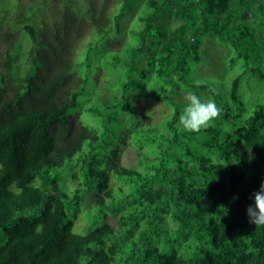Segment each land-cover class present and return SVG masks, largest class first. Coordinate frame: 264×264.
Wrapping results in <instances>:
<instances>
[{
    "label": "trees",
    "instance_id": "1",
    "mask_svg": "<svg viewBox=\"0 0 264 264\" xmlns=\"http://www.w3.org/2000/svg\"><path fill=\"white\" fill-rule=\"evenodd\" d=\"M79 1L63 0L46 31L21 8L0 23V264H264V225L247 215L264 182V0ZM140 2L135 43L105 59L123 76L86 104L99 124L82 123L75 51L85 33L120 35ZM18 27L31 43L21 69L9 48ZM204 41L229 48V82L190 78ZM146 88L168 108L156 124L136 106ZM184 91L213 99L220 117L183 130ZM67 166L71 190L59 186Z\"/></svg>",
    "mask_w": 264,
    "mask_h": 264
},
{
    "label": "rangeland",
    "instance_id": "2",
    "mask_svg": "<svg viewBox=\"0 0 264 264\" xmlns=\"http://www.w3.org/2000/svg\"><path fill=\"white\" fill-rule=\"evenodd\" d=\"M135 7L122 21L125 29L124 31L116 36L111 37L107 41H96L93 39L89 32L85 33L81 39L78 48L75 51V72L85 79L84 92L79 97L78 106L71 110V115L76 116L79 121L85 124H90L96 126L99 124L97 118L92 114L87 112L86 104L94 101L96 99V94L100 88L109 87L117 82L120 77L123 76L122 70L115 69L107 65L106 60L112 58L111 51L124 50L129 44H134L135 39L132 35H129V30L132 27L137 26V13L139 12V7ZM63 7V0H0V23L4 18L12 16L16 11L21 8L25 10L26 15L29 11L34 13V23L41 30H48L52 24L59 20L61 10ZM82 3L77 0L76 8L82 10ZM143 7V6H142ZM166 26L172 25L174 21L171 16H167L164 20ZM16 35L11 41L9 46L12 49V54L18 58L17 68L23 67L24 51L31 46L30 40L26 33L21 30L20 27L15 29ZM92 43L95 46L94 52L89 56L86 55V46L88 43ZM97 42V44H96ZM21 47V48H20ZM4 44H0V52L3 50ZM204 54L202 62L199 64H194L191 68L190 78L199 81H226L229 82L238 72V66L232 68L229 67L227 58L230 55V50L227 46L223 45H211L207 41L203 42ZM23 52H22V51ZM125 51V50H124ZM87 58L91 59L92 64L88 67ZM115 92L118 89L112 87ZM152 89L146 88L142 89L139 96L136 98V106L139 112L143 114H148L152 118L154 124L159 123L164 117L168 115V108L163 103H156L151 97ZM187 91H184L178 96V99L185 104L184 95ZM241 92L244 99L248 103V106H253L256 101L255 98L258 96L259 89L255 87L251 82V86L242 87ZM86 147L84 146V149ZM85 151V150H84ZM129 151H133L131 148L125 147L121 153L120 162L124 165L129 163ZM77 158V157H76ZM76 158L72 161V166L75 163ZM68 166L66 172L62 173V180L59 182L61 189L71 190L76 184V180H69L68 176ZM67 179V181H66ZM114 184V182L112 183ZM117 191V189H116ZM118 192V191H117ZM118 194H121L118 192ZM88 203L81 205V214L78 216L75 229L78 232H82L85 226L86 219L88 217L87 213ZM87 213V214H86Z\"/></svg>",
    "mask_w": 264,
    "mask_h": 264
},
{
    "label": "clouds",
    "instance_id": "3",
    "mask_svg": "<svg viewBox=\"0 0 264 264\" xmlns=\"http://www.w3.org/2000/svg\"><path fill=\"white\" fill-rule=\"evenodd\" d=\"M199 86L200 81L195 82ZM185 106L179 115L178 126L189 132H198L209 127L211 122L220 117L221 109L211 98L202 100L195 93L188 91L184 95ZM254 204L247 208L249 222L264 225V182L254 194Z\"/></svg>",
    "mask_w": 264,
    "mask_h": 264
}]
</instances>
